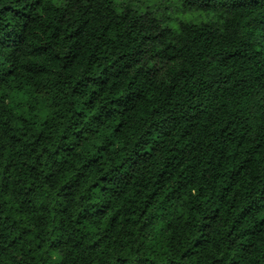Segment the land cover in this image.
<instances>
[{
	"label": "trees",
	"instance_id": "16d2710c",
	"mask_svg": "<svg viewBox=\"0 0 264 264\" xmlns=\"http://www.w3.org/2000/svg\"><path fill=\"white\" fill-rule=\"evenodd\" d=\"M175 1L0 0V264H264V5Z\"/></svg>",
	"mask_w": 264,
	"mask_h": 264
},
{
	"label": "clouds",
	"instance_id": "9594fccd",
	"mask_svg": "<svg viewBox=\"0 0 264 264\" xmlns=\"http://www.w3.org/2000/svg\"><path fill=\"white\" fill-rule=\"evenodd\" d=\"M228 3L231 2V0H227ZM49 3H55V0H44V5L43 6H48ZM259 3L264 5V0H259ZM41 15H43V13H41ZM241 16L244 17L243 22L241 23V28H243V23H246L248 20H251L253 17H258L261 19H264V7H261L259 10H255V9H249L246 11H243L241 13ZM233 18L232 14L229 12L227 19L231 20ZM248 29H243V31H247ZM243 32H238L237 35H242ZM256 39H259V36L255 37ZM59 46H58V49ZM0 59H2V57H0ZM28 62V61H25ZM90 74V73H89ZM64 74L62 73L61 76H63ZM82 73H76L73 74L72 79L76 80V79H82ZM70 87V86H69ZM65 91H67V88L65 89ZM91 91L90 88H86L85 90V95L89 94ZM55 97H53L54 99ZM11 119V117H9ZM31 127V125H25L21 128V131L23 132H27L29 130V128ZM94 139V138H93ZM86 156V153L83 152V150H81L80 152V156L78 159H82ZM118 159H123L122 157L119 156V154H112L109 153V159L106 161V167H111V168H115L116 166V161ZM77 163V160L73 161V164L75 165ZM126 169H120L119 172L120 174H122ZM102 174V173H101ZM70 175V172H69ZM124 202H119L118 204H114L113 205V210L115 211L117 207H122ZM85 205L80 204L76 206V211L79 212L82 207H84ZM94 211V209H93ZM99 231L101 233H103V228H99ZM187 235V234H186ZM115 237H112V239H114ZM9 239H11V237H9ZM95 239V235H92L91 237H86L85 238V245L87 243H91L92 240ZM132 239H135L134 237ZM135 248H136V244H130L127 241H122L121 243H119L118 245H112L111 244V240L106 242V246L101 249L100 253H97L95 257H93L87 250L86 247L82 246L81 248V253L87 257V260H93L94 264H105V262H108V264H115V260L117 256H127L128 262L127 264H135V259H136V252H135ZM24 251H27V249H24ZM12 255H14L16 257L17 260L21 261V264H23V261L25 259H27V257L22 255V252L20 249H16ZM74 259L78 260V257H73ZM85 264H87V262H85Z\"/></svg>",
	"mask_w": 264,
	"mask_h": 264
},
{
	"label": "rangeland",
	"instance_id": "374dc122",
	"mask_svg": "<svg viewBox=\"0 0 264 264\" xmlns=\"http://www.w3.org/2000/svg\"><path fill=\"white\" fill-rule=\"evenodd\" d=\"M144 2V4H148L151 7L154 6L157 9H160V12L163 13L164 16L166 17H171L172 20H185L188 17L184 14H180L177 12H180V8L178 7V3L175 0H141ZM196 19L198 20H202L205 19L207 17H205L204 15H198L195 14ZM169 25L174 26L175 23H173L172 21H170L168 23ZM54 258L57 260L58 257L56 255H54Z\"/></svg>",
	"mask_w": 264,
	"mask_h": 264
}]
</instances>
